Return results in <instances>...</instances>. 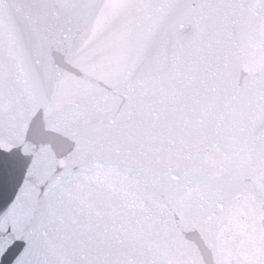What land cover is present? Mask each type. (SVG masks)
<instances>
[{
	"label": "water",
	"instance_id": "1",
	"mask_svg": "<svg viewBox=\"0 0 264 264\" xmlns=\"http://www.w3.org/2000/svg\"><path fill=\"white\" fill-rule=\"evenodd\" d=\"M126 2L140 0H102L98 18L110 10L120 14L91 60L76 65L84 83L107 96L116 121L91 154L88 191L108 211L127 213L142 226L134 249L110 236L111 250L158 264H264L260 0H142L155 22L130 83L119 74L121 60L146 17L135 8L123 10ZM4 4L15 18L16 0ZM58 131L30 132L27 142L0 136V264L53 258L37 197L21 191V181L33 145H50L43 150L49 157L73 147V138ZM83 180L74 175L65 182L57 193L61 206L75 207L77 181ZM105 227L111 234L118 222L105 215L100 230ZM61 228L70 246L79 248L84 237Z\"/></svg>",
	"mask_w": 264,
	"mask_h": 264
},
{
	"label": "snow or ice",
	"instance_id": "2",
	"mask_svg": "<svg viewBox=\"0 0 264 264\" xmlns=\"http://www.w3.org/2000/svg\"><path fill=\"white\" fill-rule=\"evenodd\" d=\"M101 2L16 0L18 15L14 18L6 11L4 0H0V136L7 134L27 142L30 132L61 135L58 129H63L73 138V147L59 157L44 154L43 150L50 147L46 143L39 148L33 145L34 150L28 154L21 191L35 193L43 235L53 251L52 259L39 264H158L156 260L141 259L132 251L120 255L111 250L110 236L127 249H134V238L142 226L139 220L133 223L126 219L127 213L121 215L114 208L108 211L107 205L94 199L86 182L91 154L103 146L101 141L108 139L111 125L116 123L107 96L92 91L76 68L91 60L94 50L103 45L102 35L113 17L120 14L110 10L103 19L98 18ZM260 5L264 10V0H260ZM130 7L142 11L146 19L135 44L121 60L119 74L129 83L128 78L146 58L155 22L142 0L122 5L123 10ZM178 27L182 28V24ZM57 169L61 170L59 175ZM74 169H79V173H74ZM74 175L84 177L77 181L75 207L61 206L57 193ZM65 215L70 221L67 224ZM105 215L112 216L114 224L118 222L111 234L107 227L100 230ZM81 216L86 217V222ZM61 225L74 237H84L78 241L79 248L70 246V238L61 234Z\"/></svg>",
	"mask_w": 264,
	"mask_h": 264
}]
</instances>
